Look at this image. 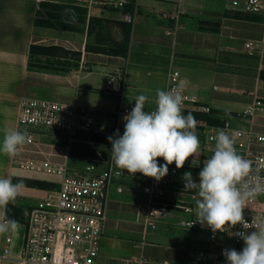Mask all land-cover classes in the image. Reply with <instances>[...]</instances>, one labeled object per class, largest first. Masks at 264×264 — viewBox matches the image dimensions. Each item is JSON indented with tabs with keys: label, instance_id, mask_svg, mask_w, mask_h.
Returning <instances> with one entry per match:
<instances>
[{
	"label": "crops",
	"instance_id": "crops-1",
	"mask_svg": "<svg viewBox=\"0 0 264 264\" xmlns=\"http://www.w3.org/2000/svg\"><path fill=\"white\" fill-rule=\"evenodd\" d=\"M40 1L0 0V142L6 130L19 128L18 115L23 98H39L37 89L46 86L43 84L65 83L68 85H58L60 98L56 101L77 103L98 112L94 115L95 124L81 140L70 146L63 136L45 129L40 131L38 139L43 141V149L51 159L67 161L76 169L93 164L95 173L99 174L114 165L110 164L112 145L107 138L117 129L123 134L124 122L116 114L120 107L134 106V98L145 94L149 97L145 109L155 108L156 89H167L170 70L179 71L182 83L202 104L212 109L211 115L197 111H186V115H208L212 119L208 122L215 125L231 119L243 127L249 126L250 119L254 130L264 133V111H257L252 118H242V112L255 102L257 96L264 100V12H246V0H126L120 8L96 4L87 9L83 32L35 26ZM90 22L95 26L88 36ZM126 24L130 25V40L125 55L86 49L87 44L119 47L123 43ZM70 39L76 45L72 50L81 53L78 69L64 72L28 66L32 44L59 46ZM248 42L256 44L253 52L246 49ZM111 77L121 88L120 94L107 90V81ZM197 134L206 150L204 139ZM24 147L32 149L29 145ZM23 155L43 158L37 153ZM211 156L199 148L189 158L198 163L184 166L193 169L195 182L199 165ZM158 161L164 163L162 158ZM14 165V158L0 155V176L15 177ZM186 168L180 169V183L171 186L173 189L184 186ZM148 183L140 173L113 180L108 192L102 242L114 249L124 247L125 239L114 234L113 230L117 229L133 231L140 228L142 236H146L150 228L145 227L149 198L143 188ZM119 187L122 192L117 191ZM119 194L125 196L119 199ZM19 225L25 228V223ZM8 234L12 237L9 244L6 243ZM24 236L25 229L22 231L21 228L0 234V264H19L17 259ZM135 246L140 249L138 256L100 255V264H138L141 257L146 259L145 264H152L151 252L158 254L156 264L179 262L177 248L166 246V251L158 252L150 249L156 245L143 241Z\"/></svg>",
	"mask_w": 264,
	"mask_h": 264
},
{
	"label": "built area",
	"instance_id": "built-area-1",
	"mask_svg": "<svg viewBox=\"0 0 264 264\" xmlns=\"http://www.w3.org/2000/svg\"><path fill=\"white\" fill-rule=\"evenodd\" d=\"M75 4L85 6L90 10L94 5H109L115 8L123 7L126 0H73ZM245 11L249 13L264 12V0H246ZM69 43V42H66ZM65 44V43H62ZM246 49L253 52L256 44L246 43ZM116 80L111 77L106 88L114 94H120L121 88L116 86ZM183 86V114L186 111H197L211 115L210 106L201 103L200 99L182 83L179 71L168 73L167 89ZM264 88V85H263ZM134 106L122 105L116 113L118 118L126 115ZM153 109H145L152 111ZM257 111H264V100L256 97L255 102L242 112L243 120L252 118ZM196 132L204 139L207 151L212 155L215 146L214 137L217 129H223L235 139V147L240 155L253 161L254 168H259L264 176V133L254 130L252 122L243 127L231 119H225L222 125L209 123L204 119L195 118ZM124 122V121H123ZM95 124L92 109L77 103H66L47 98L25 97L21 101L18 115L20 130L27 129L30 133L29 142L19 150L14 157V164L21 168L58 176L57 186L48 189L47 196L38 202L25 207V236L22 251L18 257L19 264H100V242L106 221L108 192L116 177L127 175L110 161L107 170L96 174L93 164L82 169L72 168L67 161L58 162L51 159L43 149V141L38 139L41 130L53 131L66 139L70 146L81 140L83 134L90 132ZM26 152L43 155L42 159L24 156ZM179 170L175 165L169 166V172L160 182L152 178L142 177L149 181L143 192L149 198L146 211L145 227L156 228L166 209L182 210L187 219L178 224L190 231L203 233L206 238L200 248L191 255L186 264H226L224 249L244 247V242L237 236L217 232L213 234L206 225L197 222V194L184 186L169 189L178 185ZM122 192V187L117 189ZM244 219L253 229H243L242 225L232 228V232H251L264 221V195L247 202L243 212ZM197 222V223H195ZM195 223V224H194ZM193 224V225H192ZM12 240L11 234L6 236V243ZM7 248L4 257H6ZM141 257L138 264H145Z\"/></svg>",
	"mask_w": 264,
	"mask_h": 264
},
{
	"label": "clouds",
	"instance_id": "clouds-1",
	"mask_svg": "<svg viewBox=\"0 0 264 264\" xmlns=\"http://www.w3.org/2000/svg\"><path fill=\"white\" fill-rule=\"evenodd\" d=\"M148 100L145 94L136 96L134 107L122 117L123 134L117 129L107 139L112 145L115 166L132 176L140 173L160 182L173 163L178 170L184 167L199 150L200 141L195 117L183 114L182 85L156 89L155 109L150 112L145 110ZM29 138L26 128L6 130L0 142V155L16 157ZM213 139V154L203 162L199 182L193 180L190 171L183 173L184 188L198 190L197 222L209 227L213 234L227 233L243 240L242 250H223L226 264H264V221L251 232L231 231L237 225L253 229V220L248 223L243 212L248 201L264 195V176L259 168H254L253 161L238 153L235 139L225 130L217 129ZM158 158L164 163L160 164ZM24 189L23 181L13 183L11 178L0 176V234L18 231L19 222L7 216V209L9 204H16Z\"/></svg>",
	"mask_w": 264,
	"mask_h": 264
},
{
	"label": "rangeland",
	"instance_id": "rangeland-1",
	"mask_svg": "<svg viewBox=\"0 0 264 264\" xmlns=\"http://www.w3.org/2000/svg\"><path fill=\"white\" fill-rule=\"evenodd\" d=\"M49 1L63 5L64 4L77 5L73 0H49ZM61 45H63L62 47H64L65 49L69 48L72 50L76 48L75 43L71 39L69 43L59 44V46ZM62 77H64L63 74ZM43 85L46 86H42L37 89L36 94L40 96L39 98L59 100L60 88L58 87V85H68V84L61 82H52ZM93 114L98 115V112L93 111ZM200 149L205 151V153L209 154L207 149L205 150L202 147L201 143H200ZM197 163H198L197 161H191L188 159L185 162L184 166H188L189 164L196 165ZM202 167H203V163L201 164V166L199 165V168L197 169L198 173ZM13 175L19 179H29V180H45V181L55 182L59 179L58 176L46 174L43 172L26 170L16 164L13 167ZM196 182H199V176ZM13 183H17V182H13ZM169 189H172V187L170 186ZM194 191L198 193L197 189H194ZM47 194H48V190L46 189H40L37 187L25 185L23 195L17 198V203L25 207L30 206L38 202L43 197L47 196ZM117 196L120 199L123 198L125 194H119ZM186 219H187V215L182 210L177 208H168L166 209L164 216L158 219L159 225L156 228L150 227L145 237L142 236L140 228L134 229L135 231L134 230L129 231L123 229L113 230L115 236L125 239L124 247H120L119 249H114V247H111L106 242L101 241L100 255L113 256L115 254L117 257L118 256L131 257L133 255L138 256L140 249L137 246H135V244L141 245V241H143L146 242L147 244L156 245V248H150V249H156L158 252L164 250L166 251L167 249L166 246L171 247L172 249L177 248L176 256L179 259L178 264H186L189 261L191 255H193L195 251L200 248L202 242L206 238V236L203 233L187 230L178 224V222ZM19 228H21L22 231H24L25 229V228L23 229V227H19ZM238 249H242V247H238ZM167 253H169V251L166 252V254ZM149 254L150 256H152L150 259L153 260L152 264H156L155 256H157L158 254L153 255V252Z\"/></svg>",
	"mask_w": 264,
	"mask_h": 264
},
{
	"label": "trees",
	"instance_id": "trees-1",
	"mask_svg": "<svg viewBox=\"0 0 264 264\" xmlns=\"http://www.w3.org/2000/svg\"><path fill=\"white\" fill-rule=\"evenodd\" d=\"M87 7L81 5H63L54 3L49 0H41L36 12L35 26L52 28L61 31H84V26L87 20ZM94 23L88 25L87 34L91 36ZM124 30L123 43L119 47L105 48L101 45L91 46L86 45V49L95 52H107L109 54L125 55L128 50L130 40V25L126 24ZM81 60V53L65 49L58 45H40L32 44L30 47V55L28 66L36 69H47L55 71L70 72L78 69ZM188 114V113H187ZM195 118H203L207 121H212L211 117L204 114H192ZM186 167H183L185 169ZM186 170L192 172L193 169ZM12 182L23 181L25 185L37 187L40 189H52L57 186L56 182L45 180H29L19 179L12 176ZM7 216L17 220L19 223H25V206L16 202L15 205L9 204Z\"/></svg>",
	"mask_w": 264,
	"mask_h": 264
}]
</instances>
